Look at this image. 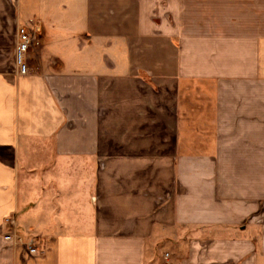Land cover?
<instances>
[{
    "label": "crops",
    "instance_id": "1",
    "mask_svg": "<svg viewBox=\"0 0 264 264\" xmlns=\"http://www.w3.org/2000/svg\"><path fill=\"white\" fill-rule=\"evenodd\" d=\"M0 264H264V0H0Z\"/></svg>",
    "mask_w": 264,
    "mask_h": 264
},
{
    "label": "built area",
    "instance_id": "2",
    "mask_svg": "<svg viewBox=\"0 0 264 264\" xmlns=\"http://www.w3.org/2000/svg\"><path fill=\"white\" fill-rule=\"evenodd\" d=\"M35 45H37V32L35 28L29 25L21 26L18 30V45L16 48V63L20 75H25L28 72V54ZM6 223L10 227L15 226L14 219L9 218L6 220ZM4 240L14 245L25 246L31 255H38L39 253V248L34 240L26 241L11 230L6 232Z\"/></svg>",
    "mask_w": 264,
    "mask_h": 264
}]
</instances>
